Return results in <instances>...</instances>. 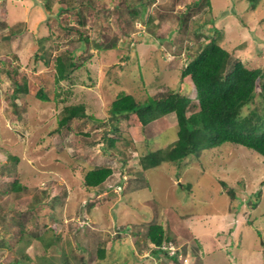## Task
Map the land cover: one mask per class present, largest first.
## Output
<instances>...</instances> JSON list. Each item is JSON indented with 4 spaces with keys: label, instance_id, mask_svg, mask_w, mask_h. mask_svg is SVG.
<instances>
[{
    "label": "rangeland",
    "instance_id": "374dc122",
    "mask_svg": "<svg viewBox=\"0 0 264 264\" xmlns=\"http://www.w3.org/2000/svg\"><path fill=\"white\" fill-rule=\"evenodd\" d=\"M44 1L0 0V264H12L22 248L44 253L35 238L28 244L19 233L50 228L61 234L46 252L54 262L64 250L70 264H169L164 257L157 262L145 245L151 222L163 223L175 247L201 253L205 264H264L263 155L226 142L181 166L165 162L143 171L140 158L149 146L177 139L175 113L145 127L119 116L121 138L113 147L102 140L118 93L146 101L178 87L190 54L215 29L232 58L264 68V0L255 7L247 0L210 6L145 0L144 14L133 18L138 0H49L50 9ZM81 34L88 38L84 48ZM70 50L81 66L59 87L54 60ZM7 68L18 69L19 82L27 79L29 93L14 94ZM183 81L191 113L198 109L196 91L189 76ZM40 86L49 100L37 97ZM78 103L94 119L74 118L54 131L64 106ZM101 165L113 174L88 188L84 172ZM16 178L26 189H9ZM220 180L233 186L234 199ZM44 198L50 202L41 211L28 209ZM104 241L107 254L98 261ZM193 260L188 253L183 262Z\"/></svg>",
    "mask_w": 264,
    "mask_h": 264
},
{
    "label": "trees",
    "instance_id": "16d2710c",
    "mask_svg": "<svg viewBox=\"0 0 264 264\" xmlns=\"http://www.w3.org/2000/svg\"><path fill=\"white\" fill-rule=\"evenodd\" d=\"M247 1L252 7L259 2V0ZM199 2L200 0H195L194 4ZM50 4L49 0L43 2L48 9L51 7ZM146 4L145 0H138L129 15L132 18L139 14L143 15ZM207 4L210 6L211 0H207ZM215 32L217 35L207 38L205 42L199 44L196 51L190 54L189 60L181 69V82L178 87L170 88L163 95L148 98L146 101H138L133 94L124 91L117 94L109 108L107 123L109 128L102 135V140L106 141L107 147L115 146L122 136L116 125L119 116H124L128 125L145 127L165 115L175 113L177 139L158 149L149 146L140 158L143 171L165 162L181 166L188 157L192 155L199 157L204 150L213 149L226 142L245 146L264 156V68L249 67L241 59L232 58L229 50L219 42L220 31L215 29ZM80 39V47L84 48L88 38L81 34ZM80 66L81 63L75 60L73 50L58 55L54 60L55 83L60 87V83L70 79L71 74ZM17 71V68L6 69L9 76L14 79V94L29 93L31 90L29 82L25 78L22 83L19 82L15 77L18 74ZM186 76L192 80L198 103V109L191 113H189V106L192 99L183 81ZM64 92H69V89ZM54 94L57 98L61 92L55 88ZM36 95L42 101L49 100L44 86H40ZM85 117L94 119L93 115L86 112L83 103L65 105L54 131H60L74 118ZM113 172L111 166L101 165L87 169L83 180L88 188L99 187L111 177ZM122 181L123 179L118 186L122 185ZM220 183L230 198L234 199L236 193L233 186L224 180H220ZM9 189L12 192H20L26 189V186L16 178L10 183ZM49 199H39L36 204L29 205L28 209H35V212L41 211L43 206L50 202ZM19 234L28 244H31L32 239L35 238V242L42 245L44 253L31 255L23 248L19 249L17 250L18 259L12 264H32L34 261H37L35 264H70V259L64 250L59 262H54L46 254L47 249L56 246V242L61 240V234L54 232L52 228L41 234H26L23 230H20ZM145 238V245L149 246L157 262H161V258L164 257L170 261L169 264H187L183 262V259L188 253H192L194 260L191 264H205L203 255L191 249L184 252L176 247L171 254L169 245L176 243L177 240L161 222L149 223ZM106 254L104 241L97 248L98 261L103 260ZM146 257L148 256H143V258Z\"/></svg>",
    "mask_w": 264,
    "mask_h": 264
},
{
    "label": "built area",
    "instance_id": "2783aa9c",
    "mask_svg": "<svg viewBox=\"0 0 264 264\" xmlns=\"http://www.w3.org/2000/svg\"><path fill=\"white\" fill-rule=\"evenodd\" d=\"M169 248L171 250L170 253L173 254L174 251H175V249H176V247L174 246V244L170 243Z\"/></svg>",
    "mask_w": 264,
    "mask_h": 264
}]
</instances>
